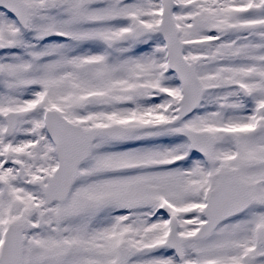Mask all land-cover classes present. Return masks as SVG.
Returning a JSON list of instances; mask_svg holds the SVG:
<instances>
[{"label":"rangeland","instance_id":"rangeland-1","mask_svg":"<svg viewBox=\"0 0 264 264\" xmlns=\"http://www.w3.org/2000/svg\"><path fill=\"white\" fill-rule=\"evenodd\" d=\"M103 1L80 11L56 0L58 10L45 13V22L33 9L27 31L37 37L25 40L0 11V232L8 223L22 227L23 264H123L116 255L121 245L133 251L124 264H177L158 248L173 217L182 264H264V247L253 246V231L264 228V0H172L184 58L195 63L203 87L200 106L180 123L174 119L181 90L163 71L159 0ZM95 22L94 29L85 25ZM134 26L146 30L136 43ZM68 36L89 45L87 55L54 41L40 46ZM103 38L109 52L98 46ZM84 64V75H76ZM237 85L248 92L247 102ZM47 109L86 129L114 123L131 129L113 145L97 141L67 200L48 208L34 186L57 164L42 120ZM9 112L16 125L4 137L2 116ZM182 128L211 138V166L187 160L186 142L175 135ZM13 161L22 166V181ZM223 172L248 187L254 205L189 243L204 222L201 188H214Z\"/></svg>","mask_w":264,"mask_h":264},{"label":"water","instance_id":"water-1","mask_svg":"<svg viewBox=\"0 0 264 264\" xmlns=\"http://www.w3.org/2000/svg\"><path fill=\"white\" fill-rule=\"evenodd\" d=\"M162 4L163 18L160 24V33L166 44L170 69L177 75L182 86L181 108L177 111L176 118V121H180L199 105L202 98V87L196 77L194 65L187 64L182 57L183 44L177 39V33L170 17L171 0H162ZM49 8L53 9L54 6L50 3ZM0 9L13 15L25 28L27 11L19 0H0ZM143 34L141 29H136L137 37ZM15 119L16 114L14 113L4 117L7 135L13 130ZM44 121L46 130L55 145L58 160L57 169L51 177L47 178V184L44 185L42 181L35 184L48 206L66 200L76 180L78 168L88 159L95 140L99 138L119 139L129 132V129L118 125L84 130L80 126L69 123L55 111H48ZM178 135L185 137L196 152L212 161V145L206 134L183 129ZM18 167V176L21 178L22 169L20 166ZM252 203L253 199L244 185L235 182L229 174H222L217 186L210 192L204 209L206 222L191 237V240H200L210 235L222 221L241 213ZM59 219L60 212L57 211L55 220ZM171 222L169 238L161 247L172 249L180 255L181 242L176 236V225L173 221ZM38 223L41 226V219H38ZM263 244L264 230L261 229L256 236V246ZM118 254L121 261H126L131 257V251L127 248H120ZM0 264H22V230L20 226L12 225L6 230L0 253Z\"/></svg>","mask_w":264,"mask_h":264},{"label":"flooded vegetation","instance_id":"flooded-vegetation-1","mask_svg":"<svg viewBox=\"0 0 264 264\" xmlns=\"http://www.w3.org/2000/svg\"><path fill=\"white\" fill-rule=\"evenodd\" d=\"M22 1H24V3L27 5L29 12L31 10L37 8V9H39L38 11H40L42 13V15H44V0H22ZM54 1L56 2V0H54ZM70 1L72 4L79 7L80 3H82L84 0H70ZM89 1L91 4L89 6H85V7L81 8L80 11H83V9L90 7L94 2V0H89Z\"/></svg>","mask_w":264,"mask_h":264}]
</instances>
